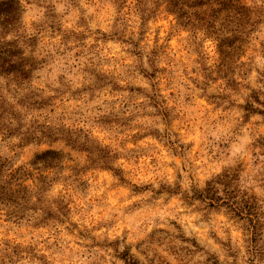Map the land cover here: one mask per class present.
<instances>
[{"label": "clouds", "instance_id": "clouds-1", "mask_svg": "<svg viewBox=\"0 0 264 264\" xmlns=\"http://www.w3.org/2000/svg\"><path fill=\"white\" fill-rule=\"evenodd\" d=\"M0 264H264V0H0Z\"/></svg>", "mask_w": 264, "mask_h": 264}, {"label": "rangeland", "instance_id": "rangeland-1", "mask_svg": "<svg viewBox=\"0 0 264 264\" xmlns=\"http://www.w3.org/2000/svg\"><path fill=\"white\" fill-rule=\"evenodd\" d=\"M161 25H162L166 30H170V28H171V25L169 24V22H168L167 19L161 21ZM5 223H7V213H5Z\"/></svg>", "mask_w": 264, "mask_h": 264}]
</instances>
